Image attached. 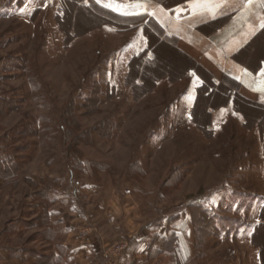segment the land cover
<instances>
[{
  "label": "rangeland",
  "instance_id": "374dc122",
  "mask_svg": "<svg viewBox=\"0 0 264 264\" xmlns=\"http://www.w3.org/2000/svg\"><path fill=\"white\" fill-rule=\"evenodd\" d=\"M57 4L0 0V264H259L250 107L190 122L171 47L128 75L130 35Z\"/></svg>",
  "mask_w": 264,
  "mask_h": 264
},
{
  "label": "crops",
  "instance_id": "0c3cea01",
  "mask_svg": "<svg viewBox=\"0 0 264 264\" xmlns=\"http://www.w3.org/2000/svg\"><path fill=\"white\" fill-rule=\"evenodd\" d=\"M47 0H45L46 2ZM51 9L59 11L63 19L67 12L87 10L101 20L98 27L108 26L114 33L125 32L130 41L117 51L127 63L128 75L135 67L140 73L153 67L158 60L156 48L166 44L174 56L191 65L179 68L187 81L181 95L188 105L189 121L196 124V110L201 93L206 90L203 107H206L207 128L219 132L232 120L244 125L249 117L256 138L257 161L253 167L254 192L243 193L257 205L246 239L257 249V261L264 264L263 247L255 242L264 227V46L252 47L264 41V2L261 0H55ZM48 3V2H47ZM51 5V4H50ZM107 5V6H105ZM157 42L154 44L153 39ZM253 48L250 54L245 53ZM152 54L154 57H151ZM181 77V76H180ZM226 88L224 96L217 94ZM209 100L206 106V101ZM249 106L245 114L237 104ZM217 106H216V105ZM220 128V129H219ZM242 169V168H241ZM243 202L245 200H242Z\"/></svg>",
  "mask_w": 264,
  "mask_h": 264
},
{
  "label": "trees",
  "instance_id": "16d2710c",
  "mask_svg": "<svg viewBox=\"0 0 264 264\" xmlns=\"http://www.w3.org/2000/svg\"><path fill=\"white\" fill-rule=\"evenodd\" d=\"M92 19H94L95 20V18L93 17ZM101 21V20H100ZM151 57H154V55L152 54V56ZM178 63V62H177ZM178 65V64H177ZM191 64L189 63V62H186V61H183V60H180V67H184V69L185 68H187L188 66H190ZM178 71V72H177ZM175 72H177V73H180V71H179V68L177 67V69H175ZM171 248V247H170Z\"/></svg>",
  "mask_w": 264,
  "mask_h": 264
},
{
  "label": "snow or ice",
  "instance_id": "6c2138e0",
  "mask_svg": "<svg viewBox=\"0 0 264 264\" xmlns=\"http://www.w3.org/2000/svg\"><path fill=\"white\" fill-rule=\"evenodd\" d=\"M96 2H97V3H100V0H96ZM249 2L251 3L252 0H249ZM261 2H264V0H261ZM105 6H107V5H105ZM262 27H264V25H262ZM262 74H264V71H262Z\"/></svg>",
  "mask_w": 264,
  "mask_h": 264
},
{
  "label": "built area",
  "instance_id": "2783aa9c",
  "mask_svg": "<svg viewBox=\"0 0 264 264\" xmlns=\"http://www.w3.org/2000/svg\"><path fill=\"white\" fill-rule=\"evenodd\" d=\"M126 247H122L121 250L123 251Z\"/></svg>",
  "mask_w": 264,
  "mask_h": 264
}]
</instances>
